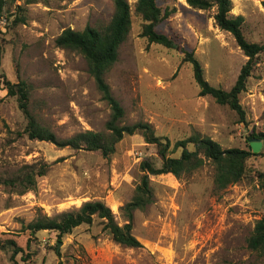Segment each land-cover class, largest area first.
Listing matches in <instances>:
<instances>
[{
	"label": "rangeland",
	"instance_id": "1",
	"mask_svg": "<svg viewBox=\"0 0 264 264\" xmlns=\"http://www.w3.org/2000/svg\"><path fill=\"white\" fill-rule=\"evenodd\" d=\"M127 1L133 9L137 0ZM232 2L231 15L244 17L247 41L264 45V0ZM168 4L175 13L156 31L193 52L205 79L229 91L248 58L230 33L216 27L215 9L194 10L186 0ZM114 10V0H19L7 7L9 18L0 15V72L13 83L30 86L31 112L58 139L104 131L111 110L83 56L58 47L56 39L68 28L104 27ZM132 19L118 61L105 75L125 110L121 125L149 124L173 144L196 133L223 149L250 150L251 135L264 132V51L241 95L245 124L227 106L200 96L183 53L149 44L140 37L141 21ZM6 94L0 89V180L15 178L27 167L49 165L34 190L21 194L0 185V240H13L23 248L16 258L19 264H264V255L247 245L256 222L264 217V177L259 175L264 173V143L248 160L245 177L223 190L215 186L210 160L179 179L152 176L154 202L136 211L132 221L140 248L114 242L98 218L62 237L54 231L31 237V222L76 211L89 201L104 202L124 225L121 208L134 195L141 163L159 167L162 161L156 145L146 143L140 133L125 135L109 157L32 140L24 132L27 120L17 98ZM180 154V149L170 153ZM25 253L32 255L28 262L21 259ZM11 254V248L1 250L0 264H11Z\"/></svg>",
	"mask_w": 264,
	"mask_h": 264
},
{
	"label": "trees",
	"instance_id": "2",
	"mask_svg": "<svg viewBox=\"0 0 264 264\" xmlns=\"http://www.w3.org/2000/svg\"><path fill=\"white\" fill-rule=\"evenodd\" d=\"M17 1L19 0H0V15L9 18L7 7ZM39 1L41 0H25L27 4ZM169 2L170 0H137L132 9L127 0H114L115 10L107 25L101 28L88 25L81 31L68 28L56 39L58 47L75 51L86 60L89 73L94 78L102 99L107 102L111 110L104 131L87 130L68 139H58L31 112L29 107L30 86L25 81L13 83L4 73L0 72V89L7 92L6 96L17 98L19 109L27 120L24 132L30 139L47 141L60 149L99 152L102 156L109 157L115 152L116 145L125 135L140 133L146 143L156 145L162 161L159 167L150 161L141 163L142 175L134 195L131 201L121 208L122 215L126 219L124 225L117 222L115 214L104 202L89 201L76 211L62 213L54 218L43 216L31 222L27 227L31 237L41 231H54L62 237L71 234L74 229L82 225H91L98 218L102 220L103 231L114 242L129 248H140L142 244L132 232V221L136 211L145 210L154 202L152 176H172L179 179L184 174L199 170L205 165L206 160H210L215 165L214 182L218 190L226 189L245 177L248 160L257 154L252 153L251 150L223 149L211 138L202 137L196 133L173 144L168 138L157 136L149 124L121 125L125 110L113 96L105 75L118 61L119 49L132 29L133 16L141 21L140 37L145 38L149 44L180 50L183 53V62L192 66L193 78L199 88L200 96H210L219 105L227 106L239 116L240 122L246 124V111L240 99L242 93L246 91L248 78L256 64V58L264 51V45L247 41L243 33L244 17L231 15L232 0H186L187 5L194 10L207 12L215 9L213 19L216 27L230 33L248 58L234 86L229 91L214 87L205 79L204 69L193 52L185 50L170 36L156 31L159 24L175 13V9L170 7ZM10 16H12L11 13ZM17 20H20L19 17ZM251 137H253L252 141L264 143V132L252 134ZM189 145H193L194 149L190 150ZM179 149L181 150L179 157L170 155L171 152ZM48 168L47 164L27 167L15 178L0 180V185L18 189L23 194L36 188L38 179L47 174ZM259 175L264 177V173ZM247 245L250 250L264 255V217L256 222L253 232L247 239ZM27 246L31 248V240H28ZM7 248L12 249L11 264H19L16 258L20 253H24L23 248L13 240L6 242L0 240V251ZM30 256L32 255L25 253L21 259L23 262H28Z\"/></svg>",
	"mask_w": 264,
	"mask_h": 264
},
{
	"label": "water",
	"instance_id": "3",
	"mask_svg": "<svg viewBox=\"0 0 264 264\" xmlns=\"http://www.w3.org/2000/svg\"><path fill=\"white\" fill-rule=\"evenodd\" d=\"M263 143L260 141H252L250 144V150L253 153H259L262 149Z\"/></svg>",
	"mask_w": 264,
	"mask_h": 264
}]
</instances>
